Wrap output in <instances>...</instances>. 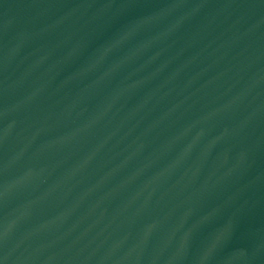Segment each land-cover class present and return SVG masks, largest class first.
<instances>
[{"label":"water","instance_id":"95a60500","mask_svg":"<svg viewBox=\"0 0 264 264\" xmlns=\"http://www.w3.org/2000/svg\"><path fill=\"white\" fill-rule=\"evenodd\" d=\"M0 264H264V0H0Z\"/></svg>","mask_w":264,"mask_h":264}]
</instances>
